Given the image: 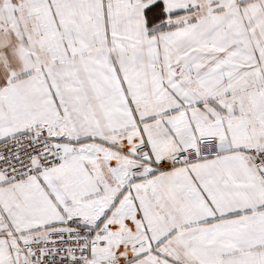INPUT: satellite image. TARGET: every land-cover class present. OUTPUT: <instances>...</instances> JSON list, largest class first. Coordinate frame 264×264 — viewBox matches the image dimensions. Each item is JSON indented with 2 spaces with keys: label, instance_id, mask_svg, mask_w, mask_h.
Instances as JSON below:
<instances>
[{
  "label": "snow or ice",
  "instance_id": "1",
  "mask_svg": "<svg viewBox=\"0 0 264 264\" xmlns=\"http://www.w3.org/2000/svg\"><path fill=\"white\" fill-rule=\"evenodd\" d=\"M0 264H264V0H0Z\"/></svg>",
  "mask_w": 264,
  "mask_h": 264
}]
</instances>
